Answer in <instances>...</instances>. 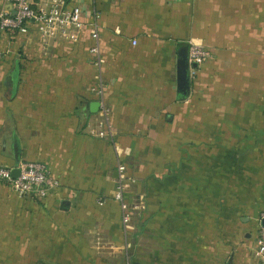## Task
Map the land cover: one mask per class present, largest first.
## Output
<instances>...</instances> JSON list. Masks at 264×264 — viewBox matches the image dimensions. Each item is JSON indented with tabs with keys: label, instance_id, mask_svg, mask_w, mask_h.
Returning <instances> with one entry per match:
<instances>
[{
	"label": "crops",
	"instance_id": "crops-1",
	"mask_svg": "<svg viewBox=\"0 0 264 264\" xmlns=\"http://www.w3.org/2000/svg\"><path fill=\"white\" fill-rule=\"evenodd\" d=\"M65 1L83 10L78 41L45 38L34 21L20 30L0 31V164L40 160L59 183L45 197L22 198L0 178V253L19 250L22 259L36 264H125L122 245L98 249L90 242L92 229L76 227L78 214L83 218L76 206L90 189L106 186L102 175L114 150L137 157L148 147L155 159L165 158L148 171L185 172L184 181L196 188L198 211L203 205L196 225L192 217L191 226L180 228L183 255H202L206 247L208 259L196 257L192 264H264L257 249L264 185L250 183L244 187L254 193L236 199L221 192V179L236 165L232 157L258 152L238 150L231 125L250 122L252 111L260 108L240 101L258 81L263 83L264 0ZM1 9L12 6L0 0ZM95 25L99 54L90 51ZM191 41L202 43L209 57L183 94L178 57ZM206 99L210 102L200 103ZM195 101L202 104L195 121L197 146L172 148L174 137H189L186 109ZM103 103L110 109L111 132L100 137ZM179 110V130L173 132ZM242 165L246 171L259 166L253 159ZM210 168L212 180L206 174ZM176 202L172 196L170 203ZM221 235L232 237L230 253L229 244L220 249ZM167 264H174L173 255Z\"/></svg>",
	"mask_w": 264,
	"mask_h": 264
},
{
	"label": "rangeland",
	"instance_id": "rangeland-1",
	"mask_svg": "<svg viewBox=\"0 0 264 264\" xmlns=\"http://www.w3.org/2000/svg\"><path fill=\"white\" fill-rule=\"evenodd\" d=\"M251 95L253 97L250 101ZM230 96L232 97L234 94L229 91V99H231ZM206 100V102L201 101L200 103L210 102V99ZM195 102L188 103L186 109L190 119L188 131L191 136L189 134L187 141L184 137L181 140L174 137L172 148L179 149L186 145L190 148L197 146L195 140L197 124L195 121L202 104ZM240 102L258 104L260 108L252 111L250 122L231 125L232 130L237 133L236 146L238 150L254 147L258 149V152L252 156L243 154L232 157L236 165H234L233 171L227 174L228 178L221 179V192L223 193L225 190L224 196L227 198L230 195L234 199L243 196V192L250 191L251 188L244 187L250 183H253V187L259 186L260 183L264 185V77L263 83L258 81L256 90L244 95ZM176 115L178 124H174L173 132L179 130L181 111L179 110ZM206 128L212 130V125H206ZM191 139L195 144H192ZM114 152L115 157H110V168L102 175L106 178L103 182V184L106 183V186L88 190L90 191L87 194L88 197L82 203L77 204L78 212L83 213V218L80 219L78 214L76 227L92 229L93 240L90 242L98 249L108 246L114 249V245H122L125 256H127L125 264H134L138 258L141 259L140 264H167V259L171 258V255H173L174 264H192V262H197L196 257L201 261H204V258L207 260L209 254L205 246L203 256L201 252L197 256L194 252L193 255L186 256L179 248L182 239L180 235L182 224L191 222L192 217L194 218L192 222L195 224L196 214L200 215L203 206L199 204L198 211V205L195 203L197 191L194 186L190 185V180L184 181L186 173H181L179 169L172 173L166 172L163 168L160 171L149 172V165L164 162L165 158L164 155H161L162 157L155 159L149 153L151 149L148 147L141 148L137 157L127 156L125 151L121 153L114 150ZM189 159L190 163H195L191 162L195 158L189 157ZM252 159L259 166L253 171L243 170L242 161L248 162ZM174 164H180V159L174 160ZM122 166L123 170L120 169ZM195 172L194 169V174ZM206 174L207 178L212 180L211 168ZM221 174L223 175V173ZM184 182L190 187H182ZM121 183L123 186H120ZM210 186L211 182L203 189ZM250 193H254V191L251 190ZM172 196L176 197V203H170ZM188 198H192L189 203L184 201L185 199L188 201ZM221 206L223 209L224 205ZM205 209H207V205H205ZM188 225L191 226V224ZM106 231H108V237L105 236ZM86 237L90 238L88 235ZM208 239L209 237L205 235V245H208ZM212 239L213 237L209 240L210 244L213 243ZM218 242H220L222 252H224L225 245L228 244V253L234 250V247L230 246L231 236L221 235ZM21 255L19 250L2 251L0 264H36L34 260L22 259ZM228 255L225 254V257Z\"/></svg>",
	"mask_w": 264,
	"mask_h": 264
},
{
	"label": "built area",
	"instance_id": "built-area-1",
	"mask_svg": "<svg viewBox=\"0 0 264 264\" xmlns=\"http://www.w3.org/2000/svg\"><path fill=\"white\" fill-rule=\"evenodd\" d=\"M11 4L12 9L0 10V31L20 30L30 21L37 23L41 34L45 38L59 37L69 41H78L82 29L84 28L83 10L80 5L69 7L65 0H6ZM95 17L100 15L95 11ZM95 43L90 51L99 54L97 39L99 33L97 25L92 28L91 33ZM209 57L207 48L199 42L191 41L189 45L188 63L190 77L196 78L198 67L203 65ZM100 64L99 60L95 61ZM197 64V67H194ZM102 93V89L98 90ZM110 109L106 104H102V117L99 121L100 137L108 136L111 132L109 121ZM18 167L20 169L17 177L12 176V170ZM121 170L124 167H120ZM0 178L9 181L16 194L25 198L29 196L45 197L53 188L59 185L58 181L50 174L48 165L40 160H23L16 166H7L0 164ZM123 186V183L120 184ZM264 219V214L262 215ZM257 249L260 255L264 256V225L261 226Z\"/></svg>",
	"mask_w": 264,
	"mask_h": 264
},
{
	"label": "water",
	"instance_id": "water-1",
	"mask_svg": "<svg viewBox=\"0 0 264 264\" xmlns=\"http://www.w3.org/2000/svg\"><path fill=\"white\" fill-rule=\"evenodd\" d=\"M189 49L187 46L181 47L178 57V79L179 84L182 86L180 91L183 94H187L190 90V76H189V63H188V53ZM197 64H194V67H197ZM20 169L15 167L12 170V176L17 177L19 175ZM264 225V219L262 221Z\"/></svg>",
	"mask_w": 264,
	"mask_h": 264
}]
</instances>
